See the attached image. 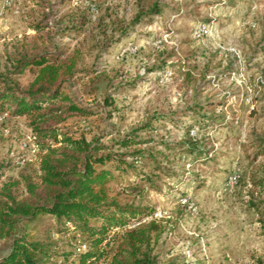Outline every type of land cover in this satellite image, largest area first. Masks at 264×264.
Listing matches in <instances>:
<instances>
[{
    "label": "rangeland",
    "instance_id": "374dc122",
    "mask_svg": "<svg viewBox=\"0 0 264 264\" xmlns=\"http://www.w3.org/2000/svg\"><path fill=\"white\" fill-rule=\"evenodd\" d=\"M140 3L146 8L158 3L163 12L103 50L97 42L102 24L116 18L128 22ZM86 12L88 32L76 39L69 17ZM34 23L47 27L38 33ZM55 45L80 47L81 69L94 71L69 85L83 107L101 115L70 119L66 128L73 134L102 136L109 143L118 131H128L153 113L196 104L210 103L214 108L202 113L225 118L222 125L190 131L213 144L212 160L194 167L190 158L173 153L172 175L139 201L155 209L154 219L165 222L161 264H255L264 259V154L256 149L264 144V0H0V72L10 69L8 57L16 47L35 53ZM13 79L21 86L27 83L26 77ZM129 82H135V89H129ZM106 96L113 104L105 102ZM192 123V115L179 127L157 121L160 130L153 137L180 141ZM2 131L0 163L26 159L5 176L36 167L27 120L7 117ZM25 142L29 150L22 149ZM234 176L239 179L231 186ZM48 224L42 233L56 241L55 223Z\"/></svg>",
    "mask_w": 264,
    "mask_h": 264
},
{
    "label": "trees",
    "instance_id": "16d2710c",
    "mask_svg": "<svg viewBox=\"0 0 264 264\" xmlns=\"http://www.w3.org/2000/svg\"><path fill=\"white\" fill-rule=\"evenodd\" d=\"M163 8L158 3L149 8L140 3L128 22L116 18L110 25L102 24V39L97 42L104 50L144 20L161 15ZM69 23L78 39L88 32L89 15L72 14ZM31 26L38 33L47 27ZM52 48L31 53L27 47H16L8 57L10 69L0 72V141L6 139L2 129L7 117L25 118L37 146V166H25L16 177L5 176L6 170L23 164L0 163V264H161L165 222L154 219L155 209L139 201L172 175L173 153L190 158L194 167L212 160L213 144L192 137L190 131L195 126L206 130L222 125L225 118L202 113L208 106L214 108L210 103L196 104L177 112L153 113L128 131H118L109 143L102 136L89 139L73 134L66 128L70 119L100 111L83 107L69 82L94 71L81 69L80 47ZM14 75L26 77V85L21 86ZM127 85L135 89L136 84ZM105 102L113 104L109 96ZM188 115L193 123L185 128L183 139L155 140L153 134L160 130L157 121L179 127ZM256 149L264 154L262 142ZM49 221L55 223L56 241L42 233ZM255 264H264V259Z\"/></svg>",
    "mask_w": 264,
    "mask_h": 264
},
{
    "label": "built area",
    "instance_id": "2783aa9c",
    "mask_svg": "<svg viewBox=\"0 0 264 264\" xmlns=\"http://www.w3.org/2000/svg\"><path fill=\"white\" fill-rule=\"evenodd\" d=\"M204 29V30H203ZM206 28L204 27V28H202L201 29V31H200V35H203L205 32H206ZM35 139H36V136L34 135V134H32V137L30 138V141L29 142H31L32 143V148H33V150L34 151H36L37 150V146H36V144H35ZM29 142H25V143H23L22 144V149H24V150H29L30 149V143ZM25 157H19L18 159H17V163L18 164H24L25 163ZM238 179H239V176H234V177H231V181H230V185L231 186H233V185H235L237 182H238ZM184 204L185 205H188L189 204V201L187 200V199H185V201H184ZM191 209H192V207L191 206H189ZM193 210H195V209H193ZM83 249H85V246H83Z\"/></svg>",
    "mask_w": 264,
    "mask_h": 264
}]
</instances>
